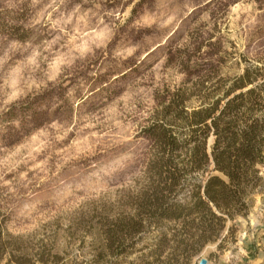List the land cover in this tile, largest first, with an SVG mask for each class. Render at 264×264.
Segmentation results:
<instances>
[{"label":"rangeland","instance_id":"rangeland-1","mask_svg":"<svg viewBox=\"0 0 264 264\" xmlns=\"http://www.w3.org/2000/svg\"><path fill=\"white\" fill-rule=\"evenodd\" d=\"M240 56L264 62V0H0V237L12 260L142 264L158 247L174 264H264V165L216 240L186 243L177 228L166 245L174 225L147 221L133 255L95 257L96 240L137 213L144 128L189 67L195 83L232 76Z\"/></svg>","mask_w":264,"mask_h":264},{"label":"trees","instance_id":"trees-1","mask_svg":"<svg viewBox=\"0 0 264 264\" xmlns=\"http://www.w3.org/2000/svg\"><path fill=\"white\" fill-rule=\"evenodd\" d=\"M216 63L220 69L223 62ZM233 67L242 68L238 74L205 76L198 83L194 82L198 77L193 73L195 68L189 67L173 100L144 128L153 150L145 166L146 183L137 197V213L120 222L119 232L110 231L107 238L96 240V259L110 255L117 260L133 255L131 241L147 221L174 225L160 232L161 242L166 245L181 228L183 241L195 239L203 246L217 239L227 220L246 209L248 196L262 185L259 168L264 165V62L240 56ZM168 117L170 120L165 121ZM210 137L213 143L208 151ZM210 162L216 175L193 184L195 176L207 173ZM7 242L0 237V264L6 257L5 264L30 263L24 259L14 262L12 249L9 251L6 245L11 242ZM139 255L136 261L142 264H174L172 259L163 258L158 247L150 254ZM46 261L41 257L39 263Z\"/></svg>","mask_w":264,"mask_h":264},{"label":"water","instance_id":"water-1","mask_svg":"<svg viewBox=\"0 0 264 264\" xmlns=\"http://www.w3.org/2000/svg\"><path fill=\"white\" fill-rule=\"evenodd\" d=\"M198 264H207V261L205 259H201Z\"/></svg>","mask_w":264,"mask_h":264}]
</instances>
